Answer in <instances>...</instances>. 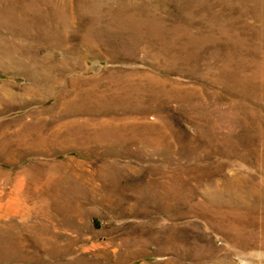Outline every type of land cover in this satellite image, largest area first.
<instances>
[{"label": "rangeland", "instance_id": "rangeland-1", "mask_svg": "<svg viewBox=\"0 0 264 264\" xmlns=\"http://www.w3.org/2000/svg\"><path fill=\"white\" fill-rule=\"evenodd\" d=\"M0 264H264V0H0Z\"/></svg>", "mask_w": 264, "mask_h": 264}]
</instances>
